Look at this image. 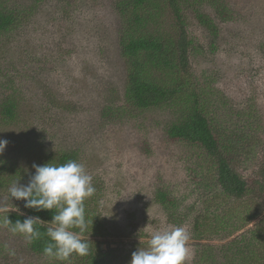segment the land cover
<instances>
[{"label": "rangeland", "instance_id": "rangeland-1", "mask_svg": "<svg viewBox=\"0 0 264 264\" xmlns=\"http://www.w3.org/2000/svg\"><path fill=\"white\" fill-rule=\"evenodd\" d=\"M10 1L29 14L26 22L0 35V100L8 94L16 104L14 120L0 115V139L8 141L1 162L25 176L46 155L76 150L77 162L95 187L87 199L99 229L89 237L109 252L111 264H128L151 231L173 226L189 233L186 264L193 263L199 244L221 246L241 233L253 236L251 231H258L255 236L262 242L256 249L264 247L259 224L263 206L251 197L236 203L241 213L248 209L249 214L234 213L232 232L209 228L200 216L202 187L194 177L203 178L200 169L202 173L205 169L193 160L196 150L165 134L178 108L165 104L139 110L125 101L127 69L119 51L116 0ZM219 1L230 14L226 20H215L219 37L214 45L198 23L192 0L183 11L187 36L194 41L189 64L203 99L216 106L212 115L220 113L218 123L242 127L246 110L254 117L250 136L264 139V0ZM198 7L213 15L208 2ZM163 15L160 19L167 18L162 22L171 32L169 14ZM222 99L224 104H218ZM106 110L113 115L105 116ZM258 157L237 162L247 180L255 178ZM12 184L0 189V209H21L23 200L9 197ZM159 187L180 200L171 218L154 199ZM4 213L0 211V264H51L30 251L21 234L2 226ZM195 217L202 224L198 230Z\"/></svg>", "mask_w": 264, "mask_h": 264}, {"label": "trees", "instance_id": "trees-1", "mask_svg": "<svg viewBox=\"0 0 264 264\" xmlns=\"http://www.w3.org/2000/svg\"><path fill=\"white\" fill-rule=\"evenodd\" d=\"M207 2L213 10V15L200 11L198 7L199 4ZM189 3L191 0L114 2V8L121 20L119 51L127 69L124 96L128 105L139 110L153 109L165 104L178 108V115L168 123L165 134L168 138L196 150L193 160L195 163L201 162V168L205 169V173L200 169L199 175L203 178L194 177L198 178L196 183L202 187L199 195L203 207L200 209V216L207 219L209 228L216 226L226 231L233 223L231 220L236 216L234 213L241 216L249 214L248 209L241 213L236 203L251 197L257 200L259 206H263L264 211V139L257 137L256 140L250 136L248 131L254 117L246 110H243L246 113L241 118L242 127L235 125L234 122L232 127H224L216 119L220 113L212 115L216 106H209L207 98L203 99L189 64L194 41L187 36L186 17L183 12L188 9ZM192 5L195 6L193 10L197 12L195 16L199 25L205 28L209 42L214 45L219 37V28L215 20H226L230 10L219 0H192ZM27 14L29 13H26L21 5L16 6L10 0H0V35L26 22ZM160 14L170 15L167 27L171 28V32L163 24L168 22L167 18L161 20ZM224 101L222 99L218 104H224ZM112 113L111 110H106L104 115L110 117ZM0 115L7 121L15 119L16 104L11 95L5 94L0 100ZM258 155L259 164L255 178L251 176L252 180H247L238 172L237 162H240L242 157L245 159V156L253 158ZM68 160L78 161V152L74 149L53 152L45 156L42 164L47 162L63 164ZM13 171H16L14 166L0 161V189L17 179L18 181L22 179L21 182L27 184L30 175L34 173L18 176ZM154 199L169 218L177 213L176 207L180 200L167 189L156 188ZM91 203L87 198L84 201L85 217L89 226L83 233V239L89 243V254L86 256L73 254L67 261L46 257L43 253V248L49 240L46 235L47 228L51 225L55 209L36 211L25 208L22 201L19 212L9 211L8 218L12 222L23 221L30 216L41 219L35 225L41 237L26 245L30 251L50 259L51 264H111V260H108L109 252L101 250L97 241L89 237L94 236L93 230L99 229L94 221L95 210L89 207ZM233 203L235 206H232ZM6 215L5 212L1 220ZM199 218H194L196 230L202 225ZM259 224L264 227V218ZM263 227L260 229L263 230ZM227 231L232 232L233 229ZM251 232L253 236L241 233L240 237H234L221 246L199 244L192 264H264V247L256 249L262 240L255 236L258 231Z\"/></svg>", "mask_w": 264, "mask_h": 264}, {"label": "clouds", "instance_id": "clouds-1", "mask_svg": "<svg viewBox=\"0 0 264 264\" xmlns=\"http://www.w3.org/2000/svg\"><path fill=\"white\" fill-rule=\"evenodd\" d=\"M7 143V140L0 139V154L4 152ZM32 167L34 173L30 175L27 184H19L17 179L8 192L9 197L22 199L25 208L36 211L56 210L47 228L49 240L43 248L44 255L59 261H67L73 254L88 255L89 243L83 239V233L89 226L84 201L95 192L92 176L86 172L82 163L75 160L63 164H33ZM0 211L7 213L3 217L2 226L13 234H21L28 244L41 237L35 227L41 221L39 217L30 216L23 221L12 222L8 218L9 211L19 212V209L12 207ZM189 239V233L182 226L151 231L145 241H140L143 246L131 253L128 264H186L189 259Z\"/></svg>", "mask_w": 264, "mask_h": 264}]
</instances>
